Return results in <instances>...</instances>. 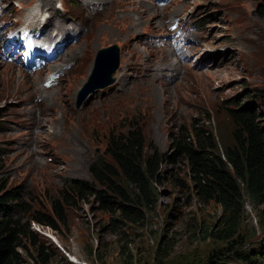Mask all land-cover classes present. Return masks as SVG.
I'll return each mask as SVG.
<instances>
[{"label":"rangeland","instance_id":"rangeland-1","mask_svg":"<svg viewBox=\"0 0 264 264\" xmlns=\"http://www.w3.org/2000/svg\"><path fill=\"white\" fill-rule=\"evenodd\" d=\"M91 1L99 3L88 6L87 14L93 19L83 15L79 17L81 24H70L81 29L77 39L83 41V47L75 48L72 55L64 56L67 46L62 42L58 61L38 73L0 58V196L17 190L13 204L19 217L40 214L55 222L57 231L32 224L44 238H39L41 244L46 248L47 240L53 244L49 243L54 247L47 250L53 264L60 263L62 254L73 264L203 261L214 248L224 246L206 240L201 231L212 228L215 209L189 200L187 192L181 193L170 177L160 187V201L154 212L139 221L123 220L117 228L110 226L111 215L95 198L77 202L74 207L65 206L64 221L51 202L68 180H90L93 163H109L105 153L108 138L113 132H126L131 122L143 129L150 151L170 155L176 151L173 141L181 132L195 138L197 132L213 130L230 140L234 128L227 116L230 109L252 104L263 117L264 126L260 97L264 92V0ZM56 2L55 11L78 17V0H67V12L59 0ZM37 5L28 0L3 1L0 43L16 27L26 26L40 33L41 27L27 18ZM175 8L180 15L170 16ZM51 13L42 12L41 20ZM185 36L192 40L193 47L215 43L203 49L204 55L228 51V70L210 76L207 71L212 65L198 64L202 59L191 57L188 68L195 69L192 74L171 77L174 70H167L171 64L161 63L159 55L171 51V43L181 42ZM77 39L70 44L76 45ZM113 45L121 48L114 84L78 107L79 91L88 81L98 51ZM149 56L162 72L155 79L146 72L147 67L156 65L149 62ZM183 73L187 74L188 69ZM52 77L54 85L46 87ZM46 100V116H42ZM40 118L45 119L44 126L39 125ZM41 137L44 142H40ZM171 168L173 175L188 178L185 161ZM176 206L179 213L174 211ZM114 218L119 219L117 215ZM262 242V230L249 204L240 237L232 243L250 251Z\"/></svg>","mask_w":264,"mask_h":264},{"label":"trees","instance_id":"trees-1","mask_svg":"<svg viewBox=\"0 0 264 264\" xmlns=\"http://www.w3.org/2000/svg\"><path fill=\"white\" fill-rule=\"evenodd\" d=\"M260 97L264 106V92ZM227 116L234 125L230 140L213 130L197 132L195 138L181 132L173 141L176 151L172 155L150 151L143 129L135 121L126 132L111 133L105 151L110 162L93 163L90 180H68L51 202L56 215L64 221L65 206L95 198L111 215V227L117 228L123 220L139 221L157 209L160 187L170 177L181 193L187 192L189 200L204 208L214 207L212 228L201 231L206 240L224 245L214 248L205 260L190 264H264L263 117L252 104L230 109ZM181 160L188 165L187 179L169 169ZM16 194L17 190H12L0 196V264H53L47 251L53 244L47 239L48 248L41 244L43 236L32 224L57 231L55 222L40 214L19 217L13 204ZM249 204L256 213L263 242L246 251L232 242L240 237ZM174 211L179 213L177 206ZM59 264L73 263L62 254Z\"/></svg>","mask_w":264,"mask_h":264},{"label":"bare ground","instance_id":"bare-ground-1","mask_svg":"<svg viewBox=\"0 0 264 264\" xmlns=\"http://www.w3.org/2000/svg\"><path fill=\"white\" fill-rule=\"evenodd\" d=\"M32 1H36L38 2V5L33 9V13L29 14L28 15V19L30 20L31 24L35 25L36 27L37 26H40L41 27V31H40V38L43 37L46 41H50V44H53V43H57L56 46H58L59 44H61L62 42L65 41V44H66V50L64 52V56H70L72 55L74 52H76L78 49L82 48L83 47V44L82 42L83 41H79L77 38L79 36L78 32L81 30V29H78V28H75V27H72L70 24L71 23H76V22H79V24H81L80 22V18L79 17H82L83 15L85 16V18H87L88 20L91 21V19H93L92 16H89L87 13L89 11V8L88 6L92 5V6H96L98 5L99 3L98 2H93L91 0H78L79 1V4L77 5L78 8H79V14H78V17H75V16H72V15H68V14H60L59 11H55L54 7H55V3L56 0H28V2H32ZM61 2V7L65 10V12H67V0H59ZM157 2H160L158 0H156ZM76 2V1H75ZM170 3V2H169ZM26 4V3H25ZM161 4V3H160ZM101 5V4H100ZM99 6V5H98ZM158 6V5H157ZM156 6V7H157ZM169 6V5H168ZM69 7V6H68ZM101 7V6H100ZM162 7V6H161ZM164 7V6H163ZM162 7V8H163ZM14 9H16L15 7H13ZM91 8V7H90ZM98 8V7H97ZM95 9V8H94ZM167 9H169L167 7ZM176 9V8H175ZM104 10V8H103ZM164 10V9H163ZM174 10V9H173ZM17 11V9H16ZM44 11H51V15L46 18L44 21L41 20L40 16L42 15V12ZM157 11L160 12L161 14V11L162 9H160L159 7L157 8ZM165 11V10H164ZM163 11V12H164ZM103 12V11H102ZM170 12V11H168ZM14 15V14H13ZM169 15V14H167ZM179 16L180 13L179 11L176 9L174 11H172L170 13V16ZM172 17V18H173ZM60 18V19H59ZM83 18V17H82ZM28 20V21H29ZM58 20H61V22H59ZM83 20V19H82ZM83 21H86L87 20H83ZM161 21V19H160ZM11 22V20H10ZM84 23V22H83ZM89 23V22H88ZM167 23V22H166ZM28 24V23H27ZM86 24V23H85ZM91 25V24H90ZM93 26V25H92ZM85 27V26H84ZM82 28V27H81ZM88 28V27H87ZM87 31V30H86ZM88 32V31H87ZM62 36V39L59 40V38ZM85 36V35H84ZM145 36V35H144ZM149 36V35H148ZM147 36V37H148ZM168 36V35H167ZM143 37V36H142ZM153 37V36H152ZM188 36H185L183 41L179 42H175V43H171V47L173 48L171 51H166L164 52L163 54L159 55L160 56V62L161 63H165V64H171L170 66H168L167 70L169 71H173L172 74H171V77L173 78H178V76H183L184 77H187L189 74H192V71L195 70L194 68L190 69L188 68L189 65H191V60H189L191 57H196L197 59L201 58L202 60H200V62L198 61V64L199 63H204L205 65L206 64H211L212 67L207 71V73H210V76H213V74H217L218 72H222V71H225V70H228V66H229V62L231 60V57L230 55L227 53L228 51H225V52H218L216 54H212L210 53L209 55H204V53L202 54V51L203 49L206 47V50L208 47H210L211 45L215 44L213 42L211 43H206L205 45L204 44H200L199 46L197 47H193V46H190L192 40L191 39H188L187 38ZM166 38V37H165ZM77 39L78 41L76 42L77 44L76 45H72L70 44L73 40ZM164 41V40H163ZM168 41V40H167ZM200 41V40H199ZM162 42V41H161ZM166 42V41H165ZM143 43V42H142ZM198 43V42H197ZM161 44V43H160ZM86 44H84L85 46ZM134 44L131 45V47L133 48ZM169 47V46H168ZM220 46L214 48V50H217ZM75 48L77 50H75ZM185 48L188 49L187 52H184ZM169 49V48H168ZM234 49V48H233ZM205 50V49H204ZM233 55V54H232ZM63 56V55H62ZM235 57V56H234ZM134 58V57H133ZM153 56H149V62L150 63H155L153 62ZM131 60V59H130ZM133 60V59H132ZM186 60V61H185ZM188 61V62H187ZM263 61V60H261ZM130 62V61H128ZM216 64V67L213 65V64ZM263 63V62H261ZM156 65L153 67V66H149L146 68V72L149 73V77L151 79H155L156 76H158L159 74H161L162 72L160 71V68L157 67V63H155ZM130 63H128L127 67L129 68L130 67ZM136 65V64H135ZM205 65H202L205 66ZM263 65V64H262ZM141 66V65H140ZM199 66V65H198ZM231 66V65H230ZM134 67V66H133ZM137 67V66H136ZM175 67H177V69H175ZM200 67V66H199ZM214 67V68H213ZM263 67V68H262ZM213 68V69H212ZM131 69V68H130ZM183 69H188V73H183ZM261 69H264V66H261ZM123 70V69H122ZM121 70V71H122ZM53 71L56 72L58 71L56 68H53ZM259 71V70H258ZM120 72V70H119ZM134 72V71H133ZM161 72V73H160ZM205 72V71H203ZM122 73V72H121ZM136 74V73H135ZM185 74V75H183ZM221 74V73H220ZM220 74H217V75H220ZM226 74V73H225ZM19 75L21 76V73H19ZM144 75V74H143ZM204 75H206L204 73ZM165 76V75H164ZM209 76V75H208ZM222 76V75H221ZM133 78V77H131ZM168 78H169V75H168ZM166 78V79H168ZM217 78V77H216ZM220 78V77H219ZM121 81H124V74L122 75L121 77ZM127 80V79H126ZM130 80V79H129ZM174 83V82H173ZM116 84V83H115ZM35 85L33 84V87ZM37 88V86L35 87V89ZM117 89V88H116ZM125 90V88H124ZM123 90V91H124ZM126 91V90H125ZM35 94H32V97L34 96ZM118 97V96H117ZM53 97H50L48 100H51ZM34 100V99H33ZM167 101L171 100V99H168L166 98ZM47 100L45 101V106L43 108V111H42V116H46V111H47ZM45 122V119L44 118H40L39 119V125H43ZM45 125V124H44ZM43 125V126H44ZM42 127V126H41ZM43 133V132H41ZM40 142H44L43 141V137H41V140Z\"/></svg>","mask_w":264,"mask_h":264},{"label":"water","instance_id":"water-1","mask_svg":"<svg viewBox=\"0 0 264 264\" xmlns=\"http://www.w3.org/2000/svg\"><path fill=\"white\" fill-rule=\"evenodd\" d=\"M120 64L121 48L118 45L98 51L88 81L79 91L78 107H81L85 99H91L98 91L105 90L114 84L113 76Z\"/></svg>","mask_w":264,"mask_h":264}]
</instances>
